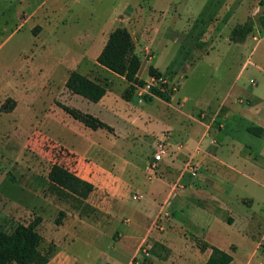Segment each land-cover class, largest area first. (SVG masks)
I'll list each match as a JSON object with an SVG mask.
<instances>
[{
    "label": "rangeland",
    "instance_id": "obj_1",
    "mask_svg": "<svg viewBox=\"0 0 264 264\" xmlns=\"http://www.w3.org/2000/svg\"><path fill=\"white\" fill-rule=\"evenodd\" d=\"M139 5L154 18L146 17V22H150L145 24L146 34L138 49L143 66L150 68V64L158 63L162 70L169 67L174 83H166L168 90L173 93L179 87L172 102L176 110L158 97L141 104V108L164 120L166 126L158 129L171 131L167 135L173 147L191 131L188 115H200V119L209 121L218 113L229 112L224 119L229 123L227 136L248 161L238 163L242 173L233 185L226 178L218 184L224 186L229 205L242 213L244 220H225L227 212L218 210L216 203H205L206 195L193 187L183 193V210L175 205L173 212L169 202L162 208L160 205L165 202L158 201H164L168 188H160L155 201L144 177L145 185H137L144 196L142 201L134 195L127 204L114 201L120 215L111 209L112 198L118 194L112 193L103 180L97 182L98 190L88 200L61 192L50 182L49 172L55 163L86 174L87 178L93 176L88 164L92 159L106 167L114 163V170L124 179L138 173L136 166L142 168L139 171L142 175L146 173V161L154 151L153 140L142 134L131 148L128 142L133 134L138 135L130 127L125 130L123 123L107 118V122L120 127L123 135L129 132V139H115L105 129L95 131L86 127L57 104L61 102L83 111L96 110L94 103L80 95L71 96L65 87L67 75L74 70L96 77L114 93L123 88L121 76L96 60L102 40L99 32L105 35L122 24L139 21L141 18L136 14ZM157 16L159 22L155 26ZM262 17L264 0H0V59L15 75L14 94L20 99L17 131L29 133L33 127L27 146L19 148L21 141L17 140L16 155L22 166L25 157L20 152L32 160L30 177H17V195L23 204L14 214L0 217V230L10 232L18 224L38 221L37 229L43 236L40 249L50 252L51 259L64 242L62 236L69 242L74 237L75 241L64 244L72 264H80L75 258L95 262L99 250L111 256L115 264H205L206 255L198 249L195 237L213 244L235 243L239 261L246 260L254 249L256 259H264V137L245 128L260 125L257 117H264ZM249 19L254 23L253 32L243 42L232 41L233 28ZM156 32L159 39L153 48ZM141 74L146 76L148 72L142 68ZM134 92L129 85L119 94L128 99ZM254 96L263 99L259 105L261 115L249 106ZM141 97L149 99V93L143 92ZM225 101L224 106L219 105ZM152 130L157 139L166 140L164 132ZM224 134L221 133V138ZM64 145L88 157L80 161ZM249 146L254 151H249ZM155 160L149 164V176H154L155 170L162 175ZM22 181L30 183L27 184L33 190L30 196L19 192ZM208 185L210 188L214 182L209 181ZM243 197L253 198V203H244ZM205 211L213 215V220H201ZM127 217L131 220L129 224L122 222ZM96 225L100 232L90 228ZM109 236L116 242L122 237L123 240L112 248L113 239ZM138 244L137 254L129 262ZM143 248L148 249V255L142 253ZM105 262L112 264L109 260Z\"/></svg>",
    "mask_w": 264,
    "mask_h": 264
},
{
    "label": "crops",
    "instance_id": "obj_2",
    "mask_svg": "<svg viewBox=\"0 0 264 264\" xmlns=\"http://www.w3.org/2000/svg\"><path fill=\"white\" fill-rule=\"evenodd\" d=\"M136 14L139 15V18H141L139 21L136 20L134 24L127 23V24H122L121 26L118 27H127L129 29L135 42V53L138 54L139 45L140 42L142 41L141 39H143V35L146 34L145 24L147 23L149 24L150 22L148 20L146 22V17H149L151 20H153L154 18L152 15H149L146 11H144V7L141 5H139V11L138 12L136 11ZM140 16L145 17V20L143 17ZM155 22H156L155 26H158L157 24L159 22L158 16ZM116 28H114L113 30H115ZM111 32L105 35L103 34V32H99L100 36H102V40L100 44V50L96 54V60L99 54L101 53L102 49L104 48ZM153 35L154 36L152 39V43H153L152 45L154 48V44L159 39V37L157 32L156 34ZM164 41L165 40H162V43L166 46V43H164ZM0 50H1V44H0ZM150 66L155 67L161 72L160 78L164 82V84L174 83L171 77L169 76V70H170L169 67H167L166 70H162L158 65V63H152L149 65V67ZM142 68L148 72V75L143 76L141 74ZM69 75L70 74L67 75L66 81ZM14 76H15L14 72H12L10 66L5 63V60L0 59V145H1L0 146V217H5L6 215L9 216L11 214H14L18 209V207L23 204L20 195H17L18 192L17 177L25 178L27 176L30 177L31 175V168H30L32 162L31 157L24 152H20L23 153L25 157L24 159H22V163H24V165L22 166L21 162L18 160V157L16 155L17 140H19V142L21 141L19 148L21 147V149H23L25 146H27L31 140V133L33 127L31 128V132L29 133L20 134V130L17 131V128L19 127L16 125V117H17L16 113L20 105V99H18V97L14 94V87H15ZM87 76L90 77L91 79H94L102 83V81H100L96 77L90 75ZM138 77L140 79L147 81V83L149 84L157 83L156 82L157 80H155L154 77L150 75L148 66L147 65L143 66L142 60H141V67L138 72ZM121 78L123 79L122 81L123 88L120 89L121 92L129 85L133 86L124 76H121ZM252 83L255 82L252 81ZM174 89L175 92L172 93L171 102H167L165 100L164 101L168 104L167 105L168 107H170L173 110H176L174 109L172 102L175 98L176 92L178 91L179 87ZM120 90H118V93H114L113 90L107 88V94L99 102L91 101L92 103H94L93 107H97L96 110L88 108L86 109L87 111L84 112L94 113L93 115L99 117L100 119L102 118L101 120H103L111 127H113L114 129L113 131H110L106 128H100V129L107 130L111 134V136L112 135L114 136L115 139H120L124 137V139L127 140L129 139L128 136L129 132L123 135L120 127L118 125H115L113 122L110 123L107 122L106 121L107 118L111 117L117 123L118 122L123 123L125 130H127L130 127L132 131L138 135L135 136V134H133L131 141L128 142V146H130L131 148H133L132 145L136 144L134 140L143 134V136H145L146 138L153 140L155 146L152 145V148L154 151L152 156H148V160L146 161V165H145L146 173L142 175L139 172L141 171L142 168L140 166H136L135 169L138 170V173L130 175L129 179H124V177L120 175V173H117L114 170L115 167L114 163L111 165V167H106L103 165V163H100L99 161H95L92 159V161L88 162V164L91 166V169L93 171V176L91 175L89 176V178H87L85 176L86 174L83 175L80 173H76V172L75 173L80 177H82L83 179L88 180L94 184L93 192L98 190L97 182L103 180L104 184H106L109 187L112 193L118 194V196L112 198V204H111L112 211L118 215L119 213L115 209L116 204L114 201L119 200L121 203L127 204L131 201L133 195L136 200L142 201L144 199L142 193H140V191L137 189L138 187L137 185H140V183L145 185V180L143 181L142 179L144 177L147 181H149L148 184L150 183L148 187L150 188L149 190L151 192V196L155 201H158L156 196L158 190H160V188H163L164 186L168 188L164 201H158L159 204L161 202H165L163 203V205H160V207L162 208H165L168 204L167 202H169L172 203L171 205L172 211L175 205L179 207L181 210H183L182 208L183 193L187 190V188L193 187L194 189H196V191L198 192L201 191L203 192V194L206 195V199L204 200L205 203L209 201L210 203H216L218 210L224 209L227 212L225 215V220H244V217L242 216L243 214L233 209V207L229 205L230 200L227 198L226 195L227 191L226 189L224 190V186L222 187L221 185L218 184L219 182H221L222 178H226L228 183H231L233 185V183H235L236 179L239 178V175L242 173L241 170L239 169L238 163L242 160L244 164H247L248 161L242 156V153L240 151L236 150L237 148L233 144L232 140H230V138H228L227 136L228 134L226 133V131L228 130L229 123H227L224 119L229 114V112L227 113L224 112L222 115H219L220 113H218L209 121L208 120L205 121L202 118L200 119L199 118L200 115H198V117H195L193 115L191 116L188 115V117L192 122L191 131H189V133L184 137L182 142L178 143L176 147H173V144L168 141L170 139L168 137L169 135H167L171 131L169 130L165 132L164 130H162V128L158 129L159 126L162 125L166 126L164 120H161L160 117L158 118L152 115L150 112L141 108V104H144L147 101H152L153 99L157 98V96L152 95L149 92L148 87L146 86L140 87L138 85H134L135 92L132 94L130 98L124 99L123 97H121V94H119ZM141 91H143L144 93H149V97H148L149 99H144V97H141L143 93ZM70 95L74 97V95H79V94H73L70 92ZM118 96H120V100L117 99ZM251 99H253V101L249 106H253L252 109L253 108L256 109L258 111V114L261 115L263 110H260L259 105H261L263 99L257 96H254ZM226 101L220 103L219 105L224 106L227 103ZM177 111L179 113L185 114L179 109H177ZM166 117L167 116H165L164 118ZM257 120H258V124L260 125H245L246 130L248 131V127L250 126H262L264 128V117L261 116L257 117ZM153 128L154 129L157 128V130L158 131L160 130L161 133L164 132L165 133L164 138L166 140L161 141L157 139V137L154 135L155 131L152 130ZM140 129L141 130L143 129L142 130L143 132L139 131ZM221 133H225L224 138L223 137L221 138ZM259 137L263 138L264 133ZM161 145L165 146L166 153L163 154L160 159H157L156 155L159 153V149ZM67 148L71 153H74L76 155V158L79 159L80 161L82 160L81 158L88 157L87 155H81L77 153L73 148H69V147ZM248 150L254 151V147L249 146ZM151 160H155V162H157V164L159 165L157 171H159V174L162 173V175H157L155 170L154 176H149L148 168ZM19 170H21V172ZM26 172L28 173L27 175ZM209 181L212 183L214 182V185L211 186L210 188L208 185ZM22 182L23 183L19 184V188H18L19 192L21 194L30 196L33 191L31 189V186L27 185V184L30 185V183H28V181L27 183L26 181H22ZM88 198L85 200H88ZM239 199L240 198L238 197L237 198L238 203H239L238 201ZM242 201L244 203L252 204L253 198L243 197ZM205 213L206 215H204V217L201 220H213V215H211L210 212L205 211ZM122 222L129 224L131 220L127 217V221H122ZM114 223L115 220H112L110 225L113 226ZM229 224L233 227L232 223ZM90 228L95 230L98 229V232H100L99 230L100 228L98 225L90 226ZM114 229L116 231H119L124 237V233L121 230L116 229V227ZM67 233H69L68 230L66 231V234ZM112 237L113 236H109L107 238H112ZM145 237L146 234L144 235L140 243L143 241ZM112 239H113L111 242L112 248L119 246L120 242L122 241L121 240L116 242L114 238ZM62 240L66 243L63 242L62 246H60L61 247L60 250L57 252V254L53 259H50L48 264H72L73 259L70 255L68 256L67 253L64 251V244L67 243L70 244L71 242L75 241V238L73 237L69 242L64 238V236H62ZM139 244L136 247V250L132 253L129 262H131V258L137 254ZM213 245H216L219 248L224 249L233 255L234 259L231 262V264H264L263 257L256 259L257 250L255 249L251 253V255L246 258V260L239 261L237 260L236 257V251L238 250V245H237V249H235V246H233L236 245L235 243H231L229 246L220 245V244H213ZM142 253L144 255H148L145 254L143 251ZM203 253H205L206 261H207V259L211 254V250L209 249L207 251H204ZM75 259L76 261L79 260L80 264H96V263L105 264L106 263L105 261L107 260L111 261L112 264H115V260L111 256L109 255L107 256L106 253L100 250L96 254L95 262L83 258H79V259L75 258Z\"/></svg>",
    "mask_w": 264,
    "mask_h": 264
},
{
    "label": "trees",
    "instance_id": "obj_3",
    "mask_svg": "<svg viewBox=\"0 0 264 264\" xmlns=\"http://www.w3.org/2000/svg\"><path fill=\"white\" fill-rule=\"evenodd\" d=\"M261 20L264 24V17ZM253 30L254 23L249 19L233 28L230 39L234 42H243ZM97 61L114 73L124 76L133 87L134 85L144 87L148 84L147 81L138 77L141 59L135 53V42L127 27H117L110 33ZM149 73L154 78L161 77V72L153 66H150ZM65 86L71 93L82 95L93 102H99L107 94V87L104 84L76 70L70 73ZM149 92L167 102L172 100V93L169 92L166 84L150 85ZM57 104L74 119L93 130L100 128L114 130L113 127L92 113L61 102H57ZM248 131L261 136L264 133V128L250 126ZM49 179L54 188L73 195L79 200L87 199L94 190L93 183L59 163L53 164L49 172ZM61 215H64V212H61ZM58 221L60 222V220ZM38 224V221H33L29 225L18 224L10 232L0 230V264L49 263L52 254L40 249L43 236L37 229ZM195 240L202 252L211 250L205 264H231L233 261L234 257L230 252L206 240L197 237Z\"/></svg>",
    "mask_w": 264,
    "mask_h": 264
},
{
    "label": "built area",
    "instance_id": "obj_4",
    "mask_svg": "<svg viewBox=\"0 0 264 264\" xmlns=\"http://www.w3.org/2000/svg\"><path fill=\"white\" fill-rule=\"evenodd\" d=\"M147 49H149V48H147ZM155 80H157L156 82L157 83H153V84H147L146 86L148 87V90H149V87H150V85H158V84H164V82L161 80V78H154ZM158 81H162L163 83H158ZM166 153V149H165V146L164 145H161L160 146V149H159V153L156 155V158L157 159H160L161 157H162V155L163 154H165ZM143 252L145 253V254H148V250L146 249V248H143Z\"/></svg>",
    "mask_w": 264,
    "mask_h": 264
}]
</instances>
